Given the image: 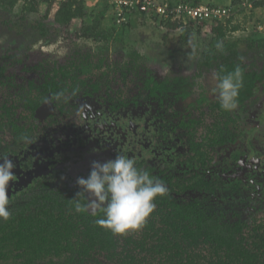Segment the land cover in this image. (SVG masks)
Listing matches in <instances>:
<instances>
[{
    "label": "rangeland",
    "instance_id": "obj_1",
    "mask_svg": "<svg viewBox=\"0 0 264 264\" xmlns=\"http://www.w3.org/2000/svg\"><path fill=\"white\" fill-rule=\"evenodd\" d=\"M261 1L264 0H243L241 5L236 6L238 10L232 14L229 25H237L238 30L228 35L245 37L253 31L264 35V5H260ZM84 2L87 10L85 20L89 23L91 17L102 9L106 0H84ZM203 2L226 8L231 5V0H203ZM23 5L21 0L17 2L10 15L11 19L22 13ZM56 6L57 4H54L45 20L49 28L48 41L39 38L37 33L30 29L19 37L11 35L9 31L2 33L3 28L0 31V63H3L4 68L0 69V81L1 78L5 79L6 67L3 61L9 60L13 61L11 65L23 62L25 68L26 65H30V69L36 67L38 76L41 74L45 77L51 76L56 81L66 83L65 89H68L59 99L53 100L50 112L38 117L37 109L32 110L33 108L27 106V101L33 105L37 104L35 108L42 104L41 102L38 106L39 100L41 101L45 95H39L36 87L32 90L19 88L12 94L10 92L6 94L5 90L0 88L2 150L16 147L17 142L14 144L12 140L14 127H22L30 131L36 129L30 136L28 135L34 142L22 146L20 153L11 154L7 158L12 160L15 166L25 165L23 168H26L27 163L35 156L33 150H41L43 151L41 153L47 155L49 149H52L54 159L47 155L42 160H54L53 166L51 164L50 166L59 177L61 176L60 183H64V187H70L76 183L78 177L87 178L92 161L103 162L113 159L116 154L123 153L143 162L145 168L151 167L156 171L167 169L180 177H189L192 174L205 177L212 183L211 191L204 195L197 191H188L186 194L191 197L201 196L206 208L220 211L231 220L237 217L249 224H264V173L255 172L256 168L250 165L252 158L250 160L246 158L249 163L244 164V167L243 160H240L241 151H246L244 147L251 145L256 147V151L257 149L258 152L260 151L261 157L264 156V123H259L257 117V113L264 110V90L252 106L243 109H239L242 106H238L232 112L220 110L227 116L222 117L224 122L227 119V124L231 123L229 132L236 133L241 143L237 144L239 147L229 143L219 147L211 146L206 152L204 151L206 159L210 161L209 164L202 168L196 167L191 161V155L190 158H186L185 155L188 152L189 137L196 138L199 133L194 137V134L186 135L184 130H176L177 116L174 107L170 109L166 103L148 98L146 88L144 93L142 89L135 95V103L128 96L142 86L138 84L140 78L136 81L134 77L140 72L139 77L143 78L145 73L141 71L149 69L153 75L155 74V78L160 80L186 76L191 79L190 89L195 95L204 93L214 97L208 90L214 81L209 78V71L203 67L199 58H195L190 52L181 53L177 57L169 56L167 51L171 42L162 45V35L166 34L167 37L174 39L178 29L166 28L156 21L146 20V15L137 13L133 15L138 17L137 20L130 18L133 25H129L120 37L113 32V37L88 38L78 33L80 19H73L69 27L56 30L57 27L53 25V12ZM44 8L45 6L40 3L35 12L26 13L28 21L34 22L41 17ZM110 13L112 10L109 7L103 15L100 27L109 26ZM209 27V23L201 25V37L209 32ZM251 59L255 64L260 62V57L257 55H253ZM19 71L15 67L9 73L26 79L27 73L18 74ZM203 74L208 78H203ZM30 79L35 80L33 77ZM198 80H202L208 87H201L196 91L195 84ZM74 91L77 92L75 96L72 95ZM94 97H100L101 104L96 103ZM129 100L130 104H126ZM84 103L91 106L86 121H82L78 115L79 105ZM110 105L112 109L109 108ZM66 110L71 111L69 119L60 115ZM50 113L51 116L48 115ZM56 116L61 118L55 120L53 117ZM73 117L75 124L72 125H76L77 130L71 127L69 132L73 133H69L68 122L73 120ZM12 121L15 122L13 127L9 126ZM58 121H62L63 124H60L59 131L56 132V128L50 129V126H55L52 123ZM208 123L213 124L212 120ZM201 130L202 128L199 131ZM228 130L225 137L229 138ZM209 131L216 132L217 127L209 128ZM76 133L79 134L78 137L81 136L80 142L69 143V139ZM246 140L251 145H247ZM65 156L68 157L67 161H61ZM22 171L24 170L20 167L13 170L18 179L20 176L23 177ZM13 184L14 182H9L8 196L15 191V187H23L21 181L19 185ZM53 264H57V261Z\"/></svg>",
    "mask_w": 264,
    "mask_h": 264
},
{
    "label": "trees",
    "instance_id": "obj_2",
    "mask_svg": "<svg viewBox=\"0 0 264 264\" xmlns=\"http://www.w3.org/2000/svg\"><path fill=\"white\" fill-rule=\"evenodd\" d=\"M18 1L0 0V27L17 37L30 29L39 38L48 41L49 28L45 20L54 4H57L53 12L56 30L69 27L73 19H80L78 33L100 39L113 37V32L120 37L129 25H133L131 19L116 25L114 16L109 15L112 17L109 26L100 27L103 15L109 8L107 0L89 23L85 20L87 10L84 0H21L24 4L22 13L11 19L10 15ZM181 1H190L194 5L202 2ZM242 2L231 0V5L227 7L230 16L226 20L207 22L210 24L209 32L202 37L201 25L194 21L186 25L169 20L160 23L166 28L178 29L174 39L162 35L163 46L171 42L167 51L169 56L177 57L190 52L212 73L240 67L244 82L238 100V106L242 108L239 109L252 104L264 88V35L256 31L245 37L228 35L238 30L237 25L231 26L229 22L232 14L238 10L236 6ZM40 3L45 6L43 14L34 22H29L26 13L35 12ZM260 5H264V1ZM189 37L196 44L195 53L187 44ZM217 41H223L222 52L215 48ZM253 55L260 57L259 63L252 61ZM156 83L155 88L158 86ZM54 87L55 84L49 88L53 90ZM191 87L190 82H185L187 93ZM261 118L264 121V112ZM197 125L199 129L195 128L190 135L196 137L195 134L199 133V138L191 136L188 142L191 161L195 166L209 164L205 156L207 147L233 144L238 140L236 133L229 132L231 123L227 124V119L222 124L213 122L209 128L217 127L216 132L209 131L207 125V130L203 127L199 131L202 125ZM227 130L229 138L225 137ZM144 170L162 181L167 193L155 199L156 207L139 231L113 235L110 230L96 223L97 219L103 218L102 214L75 211L72 199L80 191L78 185L69 191H58L48 187L46 182L43 191L39 187L40 190L30 191L17 198L18 203L9 206L12 213L9 221H0V264H53L55 261L57 264H264V224H249L237 217L231 220L220 211L206 208L198 196L184 194V191H211L212 183L205 177L192 174L181 178L166 170L156 171L151 167ZM84 202L81 198V203Z\"/></svg>",
    "mask_w": 264,
    "mask_h": 264
},
{
    "label": "clouds",
    "instance_id": "obj_3",
    "mask_svg": "<svg viewBox=\"0 0 264 264\" xmlns=\"http://www.w3.org/2000/svg\"><path fill=\"white\" fill-rule=\"evenodd\" d=\"M187 44L195 53L196 44L192 37L188 38ZM215 48L222 52L223 41H217ZM212 80L214 83L208 90L218 100L220 109L225 112L236 110L244 82L240 67L237 66L232 71L213 73ZM201 87L208 86L198 80L195 90L199 91ZM76 94V91L72 93L73 96ZM62 95L63 93H57L56 98L59 99ZM49 103L50 100L46 99L45 104ZM90 111V105H79L80 119L86 121ZM21 141L29 145L34 142L27 135L22 136ZM0 161V221L7 222L12 216L9 207L11 200L7 194L9 182L17 181L18 177L13 172L15 164L7 155H0ZM76 184L80 191L72 199L75 211L91 215L102 214L103 218L97 219L96 223L110 230L113 235H126L142 229L156 207L155 199L167 193V187L162 181L139 168L134 158L123 153L103 162L92 161L87 178L78 177ZM81 198L84 203H81Z\"/></svg>",
    "mask_w": 264,
    "mask_h": 264
},
{
    "label": "flooded vegetation",
    "instance_id": "obj_4",
    "mask_svg": "<svg viewBox=\"0 0 264 264\" xmlns=\"http://www.w3.org/2000/svg\"><path fill=\"white\" fill-rule=\"evenodd\" d=\"M1 29L2 28H0V31H2ZM8 31L9 30H7V29H3L2 33L8 32ZM11 35H13V34H11ZM3 62H5L4 65L6 67L5 71H4V73H5L4 78L5 79L1 78L0 88L2 90L4 89L6 94L8 92H10L12 94L14 92V90L17 92L19 90V88H21L22 90L25 88L32 90L36 87L38 89L39 95H41V94L45 95V97H43L42 100L41 101L39 100V102H38V106L41 102H42L41 106L45 105V112L43 115L39 116L37 114V110H36V115L38 117H42L46 113L51 111L52 103L57 99L56 98L57 93H63L66 90H68V89H65L66 83H64L62 81H56L51 76L45 77L43 74L38 76V70L36 69V67H33L32 69H30L29 68L30 65H26V68H25V65L23 62L20 64L15 63L16 65H11V63L13 61H9V60L7 62L6 61H3ZM2 65H3V63L1 62L0 63V69H1ZM15 67H17L20 70L18 72V74L20 73V74L24 75L26 73L29 74L30 72H32L34 75H31V73H30V75L26 74V79H25V77L23 78L20 75L12 76L13 74H10L9 72L11 71L12 68H15ZM206 69L209 71L208 72L209 78H212L213 73H212L211 69H208V68H206ZM141 72L145 73L143 75L144 76L143 78L139 77V76H141L140 72L134 78L136 81H138V79L140 78V82L138 84H142V86H139V88L135 92L130 93L128 96L135 103V101H136L135 95L138 94L142 89H143L142 91L144 93V90L146 88L148 90V91H146V92H148V94H146L148 98H150L151 100L158 99L160 103H166L168 105V108H170V109L174 107L173 109H174L175 115L177 116L176 128H175L176 130L177 129L184 130L186 132V135H190V132H192L195 128H199V126L197 124H199V125L201 124L202 125L201 128L205 127L206 130H207V126H208V130H209V127L211 125L208 123V121L212 120V122H218L220 124H222L224 122V119H222V117H224V116L220 112L221 109L218 108L219 107L218 100H216L214 97L209 96L208 94L197 93V95H195L193 91H190L189 93H187L185 91V82L191 83V79H189L188 77H186V76H174L170 80L169 79H161L160 80V79L155 78V74L153 75L149 69H144ZM208 76L204 75V74L202 75L203 78H205V77L208 78ZM31 77H33L35 80H31L30 79ZM147 80H148V82H146ZM168 80L170 81L169 83L167 82ZM154 82H157L156 84L158 86L156 88L154 87L155 86ZM53 84H55V87L52 90L49 87ZM141 87H143V88H141ZM259 95H258V97H259ZM98 96H100V95H98ZM46 97L48 98L47 100H50L49 104H45ZM97 97H94V98H96V103L101 104L99 101V100H101L100 97L99 98H97ZM258 97H256L253 100L252 104L250 103V105H248V107L252 106L255 103V101L258 99ZM27 102H28L27 106L30 107L31 109L33 108L32 110L38 109L41 107L40 106V107L35 108V106L37 104L33 105V104H31L30 101H27ZM129 102H130V100L127 101L126 104H130ZM211 102H213V103H211ZM111 105L109 107L110 109L113 108V107H111ZM212 106H214V107L212 108ZM115 107H116V105H115ZM70 112L71 111L66 110L64 112H61L60 115L63 117L66 116L69 119ZM263 112H264V110L257 113L259 123H264V121L261 120L262 119L261 114ZM9 114L10 113H8L7 116H9ZM48 115L51 116V113ZM52 116H54V115H52ZM104 116H105V114L103 115V117ZM53 118H55V120H57V119H60L61 117L59 116L57 118V116H56ZM74 118L75 117H73V120L71 119L68 122V124H70V125H68V128L66 126L68 132L71 129V127H73V129H75V131L77 130L76 125H72L73 123L75 124ZM61 123H62V121L61 122L58 121L57 123L53 122L52 125H55V126H52V127L50 126V129L54 128V130H55V128H56L55 131L56 132L59 131ZM14 124H15V122L12 121V123L9 124V126L12 125V127H13ZM61 125H63V124H61ZM205 125H207V126H205ZM192 126H194V127L192 128ZM33 127H35V126H33ZM14 130L15 131H14V134L12 135V140L14 141V144H15V142H17L16 147H13L10 149L7 147L6 149L2 150V147L0 145V155L9 156L11 154L16 155L17 153H20V151H21L20 149L22 148V146L25 147V145L27 144V143H24L21 141V137L25 136V135L30 136L32 131H34L36 129H32V131H30L29 129H24L22 127H14ZM61 130L63 131V129H61ZM67 131L64 130V132H67ZM69 133H73V132H69ZM77 134L78 133H76L75 136H73L72 138L69 139V143L71 142L74 144V143L80 142L79 139L81 138V136L78 137L79 134L78 135ZM1 137L2 136L0 134V143L2 141ZM20 142H22V143L20 144ZM239 143H241V141L237 140L236 142H234L231 145L235 146V147H239L237 145ZM246 143H247V145H251V143H249V141H247V140H246ZM211 146H213V145H211ZM211 146H209L207 148H210ZM216 146L219 147L220 145H216ZM221 146H223V145H221ZM187 147H188V145H187ZM244 148L246 149V151L245 150L241 151L242 157L240 159V160H243V163H242L243 167H244V164L249 163L246 158H249V160L252 158V161H251L252 164H250V165H252L256 168L255 172H257V173L263 172L264 173V156L261 157L260 151L258 152V149L256 151L255 150L256 147H254L253 145H251V147L247 146ZM49 151H48L49 154H47V155L52 156L53 155L52 149L51 150L49 149ZM243 151L248 153V155H246V153ZM254 151H256V152H254ZM41 152H43V151L33 150V153L35 156H33V158L29 161V163H27L26 168H23V167H25V165L24 166L23 165H21V166L16 165L15 166V168L20 167L24 171H22L23 177L20 176V178L17 179V181H15L14 184L19 185L20 181H21V183L23 184V187H21V188L15 187V189H14L15 191H13V193L9 196V198L11 200L10 205H16L18 203L17 198L22 197L24 194H26L30 191H33V190L38 191V190H40L39 187H41V189L43 191V188H45L44 185L46 182H47L48 187H50L51 189H56L58 191H69V190H72L74 187H77L76 183H74L70 187H64V183L63 184L60 183L61 176L59 177L58 173L54 172L52 167H51V166H53L52 163H54V160H52V159L42 160L47 155L43 154ZM37 154H40V155H37ZM42 154H43V157H42ZM190 155H191V152L189 151V147H188V152L185 155V157L187 158ZM52 158L54 159V156H52ZM67 159H68V157L65 156L64 158H61V161L65 162V161H67ZM135 160H136L137 166L139 168L145 169V167L143 166L144 165L143 162L139 161L138 159H135ZM237 161H239L238 158H237ZM50 164H51V166H50ZM196 167L202 168V166H199V165H196ZM164 170H166L167 172L173 173L170 170H167V169H164ZM157 171H160V170H157ZM175 176H177V175H175ZM178 177H180V176H178ZM181 178H183V177H181ZM199 193L204 195L207 192H199ZM184 194H186L185 191H184ZM198 197L202 199L201 196H198Z\"/></svg>",
    "mask_w": 264,
    "mask_h": 264
},
{
    "label": "built area",
    "instance_id": "obj_5",
    "mask_svg": "<svg viewBox=\"0 0 264 264\" xmlns=\"http://www.w3.org/2000/svg\"><path fill=\"white\" fill-rule=\"evenodd\" d=\"M112 10L116 25L129 22L133 15H146L150 20L161 23L163 20L176 21L186 25L191 21L199 25L214 20L221 21L230 16L229 9L220 5L200 2L192 4L190 1L170 0H107ZM155 18V19H153Z\"/></svg>",
    "mask_w": 264,
    "mask_h": 264
},
{
    "label": "water",
    "instance_id": "obj_6",
    "mask_svg": "<svg viewBox=\"0 0 264 264\" xmlns=\"http://www.w3.org/2000/svg\"><path fill=\"white\" fill-rule=\"evenodd\" d=\"M45 112V105H42L40 108L37 109V114L39 116L43 115Z\"/></svg>",
    "mask_w": 264,
    "mask_h": 264
}]
</instances>
